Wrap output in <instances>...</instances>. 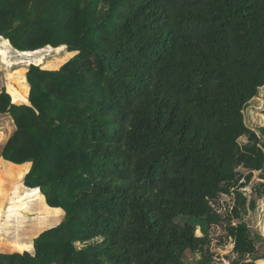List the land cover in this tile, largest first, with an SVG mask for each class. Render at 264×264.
<instances>
[{
  "label": "trees",
  "instance_id": "16d2710c",
  "mask_svg": "<svg viewBox=\"0 0 264 264\" xmlns=\"http://www.w3.org/2000/svg\"><path fill=\"white\" fill-rule=\"evenodd\" d=\"M0 40L78 52L21 63L30 104L0 92L16 124L2 156L32 163L21 182L66 213L0 264H215L219 199L241 165L264 169L244 114L264 87V0H0ZM228 229L234 264H264L263 235Z\"/></svg>",
  "mask_w": 264,
  "mask_h": 264
},
{
  "label": "rangeland",
  "instance_id": "374dc122",
  "mask_svg": "<svg viewBox=\"0 0 264 264\" xmlns=\"http://www.w3.org/2000/svg\"><path fill=\"white\" fill-rule=\"evenodd\" d=\"M6 49L7 53H2L0 50V92L3 89H7L12 97V101L16 99L17 102L15 103L18 105L30 104L29 98L27 100H23L22 98V95L26 94V91L30 94L28 81L25 84L26 90H24L19 82L20 76L11 75L21 67L20 65H23L21 63H25L26 65L36 64L40 65L42 69H51V66L50 68H43L39 64L40 60L46 62L51 61L53 62V69H59L63 64L78 54L76 51H69L66 46L54 49L48 48L47 46L32 56L17 52L12 45L7 46ZM59 57H63V62L56 63ZM16 90H18V93H15ZM244 114L247 125L259 137L258 145L264 149V134L262 132L264 129V87L259 89L258 96L248 104L244 110ZM15 131L16 124L13 116L10 113H0V167L1 162L4 161L2 160L4 158L2 156L4 146ZM248 142L249 138L247 136L240 138L242 145ZM7 165L9 166V164ZM24 165H21L20 168ZM30 167L31 163H29V169H31ZM14 169L18 170L19 168L15 167ZM238 169L241 171L242 179L238 185H232L230 192L223 194L217 204L219 213L224 218V222L221 224H213L210 229L211 243L208 248L210 253L214 254L215 264H234V260L238 259L235 251L236 239L229 233L228 228L230 226L245 223L253 232L258 231L264 236V169L251 170L243 165ZM250 173L252 175H249ZM0 183L2 185L0 194V243H7L9 240L14 242L22 240L20 242L21 246L14 245L13 249H18L19 252L29 251L35 253L34 244H32L34 243V239L41 232L57 226L65 220L66 213L61 209L64 212H62L63 216H61L59 222L58 215L56 214L58 211L45 207L43 202L42 204L45 209H31L29 206L32 201H41L40 196L36 195L39 191L38 188H33V190L26 189L20 181L17 183L18 185H15V182H13L14 185L10 182V185L7 187L6 184H9V181L6 177H0ZM4 186L6 187L5 189H3ZM22 187L24 192L21 189ZM237 190L243 198V203L238 201ZM252 201H255L256 204L254 209L251 208ZM235 207L238 208V213L235 211ZM15 211L17 212L15 213ZM196 233L198 235L202 234L200 228L196 230ZM257 248H259V254L262 255L264 253V247L258 243ZM14 252L9 247L3 248L0 251V253ZM200 258L201 253H195L190 257L192 260H198ZM256 264H258L257 261Z\"/></svg>",
  "mask_w": 264,
  "mask_h": 264
},
{
  "label": "crops",
  "instance_id": "0c3cea01",
  "mask_svg": "<svg viewBox=\"0 0 264 264\" xmlns=\"http://www.w3.org/2000/svg\"><path fill=\"white\" fill-rule=\"evenodd\" d=\"M15 72V71H14ZM14 74V73H13ZM12 75V74H11ZM14 104H16V103H14ZM18 105V104H17ZM2 160H4V161H2L1 163V167H0V177L2 178V177H6L7 179H8V181H9V184H10V182L11 183H13V182H15V185H18L17 183L20 181L21 182V179H22V177H23V175L24 174H26L30 169H29V163L30 162H28V163H24V164H26V165H24V164H16V163H13V162H10V161H7V160H5L4 158L2 159ZM7 164H9V166L7 165ZM21 165H24L22 168H20L21 167ZM31 165H32V163H31ZM15 167H18L19 169L17 170V169H14ZM31 168V167H30ZM29 169V170H28ZM26 171V172H25ZM13 178H17V179H13ZM20 179V180H19ZM7 185V184H6ZM13 185H14V183H13ZM21 186H23V185H21ZM25 186V185H24ZM8 187V186H7ZM6 187L4 186L3 187V189H5ZM25 188L26 189H29V190H33V188H30V187H27V186H25ZM22 190H23V192H24V189H23V187L21 188ZM24 198H26V197H24ZM42 202L45 204V207H48L49 209H55V210H57L58 211V213H56L58 216H57V218H59V222H60V220H61V216H63V213L62 212H64V211H61V209L60 208H53V207H50L48 204H47V202H46V199H45V196L43 195V194H41V201H39V202H36V201H32L31 202V205L29 206V207H31V209H38V210H40V209H45V207L43 206V204H42ZM17 211H15V213H16ZM18 242H14V241H12V240H9V241H7V243H0V251L3 249V248H11L13 251H15V252H19L18 251V249H13V247H14V245H16V246H21L20 245V242L22 241V240H17ZM32 244H34V243H32ZM34 246V245H33ZM24 252V251H23ZM23 252H21V253H23Z\"/></svg>",
  "mask_w": 264,
  "mask_h": 264
}]
</instances>
